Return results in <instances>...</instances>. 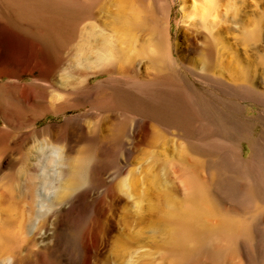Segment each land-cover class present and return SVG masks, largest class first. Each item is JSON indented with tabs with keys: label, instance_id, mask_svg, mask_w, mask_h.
<instances>
[{
	"label": "rangeland",
	"instance_id": "rangeland-1",
	"mask_svg": "<svg viewBox=\"0 0 264 264\" xmlns=\"http://www.w3.org/2000/svg\"><path fill=\"white\" fill-rule=\"evenodd\" d=\"M258 1L259 14L264 0ZM173 2L180 21L183 1ZM109 7L110 0H0V264L154 262L156 249L144 242H121L128 231L120 207L133 215L138 208L126 199L115 202L124 196L126 185L135 189L144 178L149 157L146 123L154 113L162 123L173 114L192 128L200 112L196 103L206 104L209 154L220 168L231 159L237 165L228 167V173L213 171L223 183L264 166V102L232 95L186 68L176 78L182 84L176 89L179 93L155 85L135 94L107 85L111 67L102 71L80 60L82 51L96 59L106 45ZM174 32L179 44L175 55L182 66H200L202 57L185 51L183 32L177 27ZM221 38L236 48L230 34L223 32ZM184 80L190 83L195 107L185 102ZM134 119L138 123L129 136ZM150 122L160 131L159 124ZM55 148L68 152L71 162L82 159L83 165L81 187L71 194L72 203L61 208L53 197ZM231 183L238 187L242 182ZM235 197L228 203L238 206ZM185 264L216 263L205 256ZM227 264L236 261L228 259Z\"/></svg>",
	"mask_w": 264,
	"mask_h": 264
},
{
	"label": "bare ground",
	"instance_id": "bare-ground-1",
	"mask_svg": "<svg viewBox=\"0 0 264 264\" xmlns=\"http://www.w3.org/2000/svg\"><path fill=\"white\" fill-rule=\"evenodd\" d=\"M182 1V19L178 21L173 0H152L151 4L146 0H110L106 45L96 59L82 49L80 60L89 68L111 67L107 85L117 84L135 94L150 91L155 85L173 94L180 84L176 83L178 71L186 68L232 95L264 102V11L258 14L259 1ZM190 1L192 5H188ZM176 27L186 38L185 51L202 57L200 66L192 63L183 67L179 62L175 55L179 51ZM223 32L231 35L236 48L221 38ZM189 84L182 86V92L185 102L193 105L196 99ZM196 106L200 112L192 128L173 114L163 123L156 113L149 115V157L144 178L136 182L135 189L126 185L124 196L115 200L133 201L138 208L137 215H133L128 208L120 207L128 231L121 242H144L156 249L158 258L147 264L194 263L205 256L216 264H227L228 259L236 264H264V166L242 178L230 176L228 184L217 179L213 171L220 166L209 154L206 104L198 101ZM150 121L159 124L160 131ZM137 123L134 119L129 125V136ZM168 136L173 137L164 140ZM54 155L57 179L53 197L61 208L72 203V195L81 187L83 165L82 159L71 162L68 152L61 149L55 148ZM231 162L220 169L228 173L234 164ZM236 180L242 182L238 187L231 183ZM234 195L238 206L228 203Z\"/></svg>",
	"mask_w": 264,
	"mask_h": 264
}]
</instances>
